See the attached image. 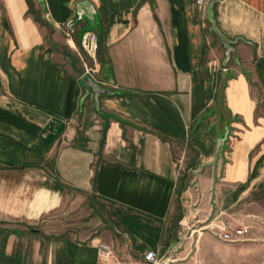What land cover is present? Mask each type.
<instances>
[{"label":"crops","instance_id":"1","mask_svg":"<svg viewBox=\"0 0 264 264\" xmlns=\"http://www.w3.org/2000/svg\"><path fill=\"white\" fill-rule=\"evenodd\" d=\"M0 0V264H264V0ZM84 3L88 15L63 26ZM91 78L113 95L95 111ZM230 133L215 160L222 70ZM88 77V76H86ZM74 200L69 207L66 203ZM248 226L241 241L218 229ZM99 244L113 257L99 258Z\"/></svg>","mask_w":264,"mask_h":264},{"label":"water","instance_id":"2","mask_svg":"<svg viewBox=\"0 0 264 264\" xmlns=\"http://www.w3.org/2000/svg\"><path fill=\"white\" fill-rule=\"evenodd\" d=\"M27 3L29 6V10L31 14L33 15L35 21L44 25L48 29V33H49L48 41L51 43L50 41L51 26L49 25V23L41 19L39 13L35 11L31 0H28ZM216 3H217V0H207L206 13H207L208 21L211 25L210 26L211 31L214 32L220 38L225 48L226 58L223 63L224 65H226L230 59V56H232V58L236 60L234 46L241 39L240 38L229 39L228 37H226L225 35L221 33V31L217 27V24L214 18L213 7ZM85 15L86 16L88 15V11L85 9L84 3H80L78 5L75 18L72 19L68 23V26H73L76 21H82ZM227 79H228V71L224 69L220 73V81L217 87L216 107L212 111L206 114H203L198 119V122H197V124H199L203 118L209 117V116H215V123L213 125L216 130L215 160L213 162L214 166H216L217 160L219 159V157L223 156L224 149H225V143L227 142L228 136L230 133L229 125L231 123V115H230V112L223 106V95H224V89L226 87ZM82 82H83V87H84V95L81 99V102L85 100V98L88 97L91 93L92 98L94 100L95 111L98 114L105 116L99 109V98L101 95L110 96V95H113V93L103 89L99 84H97L93 79L89 77L85 76L82 79Z\"/></svg>","mask_w":264,"mask_h":264},{"label":"built area","instance_id":"3","mask_svg":"<svg viewBox=\"0 0 264 264\" xmlns=\"http://www.w3.org/2000/svg\"><path fill=\"white\" fill-rule=\"evenodd\" d=\"M207 0H194L195 6L198 9L204 10L206 8ZM68 24V23H67ZM64 34L71 36L73 34V26H63ZM82 65L84 69V75L91 78L94 75V68L86 63L84 59ZM92 79V78H91ZM249 233L248 226L235 227L234 229H218L213 234L214 236L226 243H236L241 241ZM99 258L102 261H107L113 257V250L109 245L99 244L97 247ZM174 262V258L160 256L154 250H147L143 255L142 264H168Z\"/></svg>","mask_w":264,"mask_h":264},{"label":"rangeland","instance_id":"4","mask_svg":"<svg viewBox=\"0 0 264 264\" xmlns=\"http://www.w3.org/2000/svg\"><path fill=\"white\" fill-rule=\"evenodd\" d=\"M81 64H82V62H81ZM5 194H7V190H6V189H3V186H2V177L0 176V213H1V211H4V210L2 209V205L4 204V202H2V199H3V196H4ZM73 203H75V201H74V200H71V201H69L68 203H66V206H64V207H69V206H71Z\"/></svg>","mask_w":264,"mask_h":264}]
</instances>
